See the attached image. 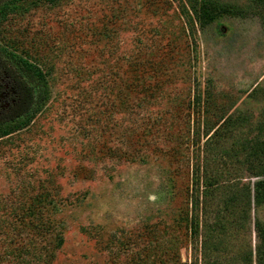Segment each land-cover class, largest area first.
<instances>
[{
	"label": "rangeland",
	"instance_id": "rangeland-1",
	"mask_svg": "<svg viewBox=\"0 0 264 264\" xmlns=\"http://www.w3.org/2000/svg\"><path fill=\"white\" fill-rule=\"evenodd\" d=\"M203 8L215 17L202 30ZM0 50L50 87L0 138V264H264V0L13 1ZM49 190L53 205L35 200Z\"/></svg>",
	"mask_w": 264,
	"mask_h": 264
},
{
	"label": "trees",
	"instance_id": "trees-1",
	"mask_svg": "<svg viewBox=\"0 0 264 264\" xmlns=\"http://www.w3.org/2000/svg\"><path fill=\"white\" fill-rule=\"evenodd\" d=\"M19 0H0V12L4 11L9 3ZM204 13H199L195 11L194 21L199 23L200 29H205V26L214 20L215 15L208 13L206 8H203ZM225 11V9H223ZM223 11V12H224ZM192 20L193 25H195ZM138 64V63H137ZM135 64V65H137ZM144 65V64H143ZM137 66H141L139 63ZM137 67L132 70L135 74L138 72ZM139 79L135 76L132 78L130 87L132 89L138 88ZM0 86H5L7 93L6 106L0 109V138L10 134L12 131L17 132L25 128L30 124L36 115L43 109L45 104L50 99V87L47 75L40 65L28 62L25 59L18 57L13 53H8L7 51L0 50ZM145 91V89H144ZM145 93V92H144ZM208 99L210 93L206 94ZM205 97V95H204ZM140 100H138L139 102ZM142 101V100H141ZM203 98L201 94H196L190 104L194 109L199 108L198 114L199 118L202 117L203 106L201 105ZM132 106V107H131ZM135 103L132 102L130 107L134 110L136 107ZM197 112V111H196ZM133 113V112H132ZM203 118V117H202ZM231 124V120L228 117L214 132L217 136H223V131ZM203 125L205 127V135L208 136L211 131L209 128V122L207 119V113L203 119ZM222 133V135H221ZM133 143V142H132ZM135 146V145H134ZM262 154L264 153V143L260 149ZM201 169L199 166L196 167V172ZM43 197V198H42ZM42 197L37 196L35 200L37 202H46L47 204L53 205L54 199H56L57 194L53 190L46 191ZM253 200L257 207H262L264 205V177L254 184L253 187ZM51 228L53 226L49 225ZM257 237L260 240V245L256 248V255L259 258L262 256V248L264 249V223L259 221L255 224ZM199 223L194 219L192 220L187 229V236L192 240L196 236L203 233L201 231ZM48 229H50L48 227ZM203 239L201 241L202 255L206 258L208 256L209 244L212 242L209 240L207 235H202ZM212 244V243H211ZM214 250H221L223 248L222 243L215 245ZM171 252L176 258L178 256V251L176 248H172ZM54 254L49 255L50 259H53Z\"/></svg>",
	"mask_w": 264,
	"mask_h": 264
},
{
	"label": "flooded vegetation",
	"instance_id": "flooded-vegetation-1",
	"mask_svg": "<svg viewBox=\"0 0 264 264\" xmlns=\"http://www.w3.org/2000/svg\"><path fill=\"white\" fill-rule=\"evenodd\" d=\"M1 89H2V86H0V94L3 93V92L1 93ZM4 94L6 95V97H5V103H4L5 105L3 106V108L6 106V100H7V93H4Z\"/></svg>",
	"mask_w": 264,
	"mask_h": 264
}]
</instances>
